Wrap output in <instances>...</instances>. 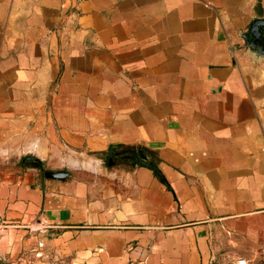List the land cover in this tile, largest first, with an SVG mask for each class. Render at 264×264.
<instances>
[{
    "label": "crops",
    "instance_id": "obj_1",
    "mask_svg": "<svg viewBox=\"0 0 264 264\" xmlns=\"http://www.w3.org/2000/svg\"><path fill=\"white\" fill-rule=\"evenodd\" d=\"M255 19L264 0H0V264H260Z\"/></svg>",
    "mask_w": 264,
    "mask_h": 264
},
{
    "label": "water",
    "instance_id": "obj_2",
    "mask_svg": "<svg viewBox=\"0 0 264 264\" xmlns=\"http://www.w3.org/2000/svg\"><path fill=\"white\" fill-rule=\"evenodd\" d=\"M238 37L242 40V48L245 49L254 59L264 60V19H255L246 30L237 32ZM122 151L117 147H113L108 165L112 166L115 160L119 158ZM138 154L145 164L152 165V161L148 153L141 148L138 149ZM33 163L42 165V161L38 157H33ZM45 175L48 178L66 180L69 173L63 170H48Z\"/></svg>",
    "mask_w": 264,
    "mask_h": 264
},
{
    "label": "built area",
    "instance_id": "obj_3",
    "mask_svg": "<svg viewBox=\"0 0 264 264\" xmlns=\"http://www.w3.org/2000/svg\"><path fill=\"white\" fill-rule=\"evenodd\" d=\"M40 246H43V243H39ZM259 262L260 264H264V245L261 246L259 250ZM44 254H31V253H22L15 259L9 261V264H37L38 260L42 259ZM239 264H246L245 261H239Z\"/></svg>",
    "mask_w": 264,
    "mask_h": 264
},
{
    "label": "rangeland",
    "instance_id": "obj_4",
    "mask_svg": "<svg viewBox=\"0 0 264 264\" xmlns=\"http://www.w3.org/2000/svg\"><path fill=\"white\" fill-rule=\"evenodd\" d=\"M25 141H26V139H23L22 141H20V144H19V145L15 146L14 150H15V157H16V158H19V157H21V156L24 154V151L22 150L23 147H22L21 145H22ZM56 156H57V155H56ZM62 156H63V155H62ZM63 157H64V158H67V157H65V156H63ZM88 158H92V157H87L85 160H87ZM59 159H61V156H59ZM59 162H61L62 164L65 163V162L62 161V160H60ZM47 164L53 166L52 163L47 162ZM68 165H69V164H68ZM69 166H70V165H69ZM72 168H73V167H72ZM74 169H75V168H74ZM79 169H84V168H79ZM84 170L89 171L90 169H84ZM89 172H92V171H89Z\"/></svg>",
    "mask_w": 264,
    "mask_h": 264
},
{
    "label": "flooded vegetation",
    "instance_id": "obj_5",
    "mask_svg": "<svg viewBox=\"0 0 264 264\" xmlns=\"http://www.w3.org/2000/svg\"><path fill=\"white\" fill-rule=\"evenodd\" d=\"M33 157H34V156H26V157H24V158H23L24 163H26V162H28V163H33L32 160H31Z\"/></svg>",
    "mask_w": 264,
    "mask_h": 264
}]
</instances>
